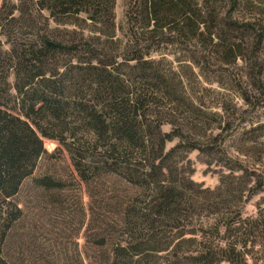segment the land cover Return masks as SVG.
I'll return each instance as SVG.
<instances>
[{
    "label": "trees",
    "instance_id": "1",
    "mask_svg": "<svg viewBox=\"0 0 264 264\" xmlns=\"http://www.w3.org/2000/svg\"><path fill=\"white\" fill-rule=\"evenodd\" d=\"M31 1L37 13L47 11L59 21H90L98 33L67 30L57 38L45 33L11 51L0 41V264H17L5 254L9 232L23 215L15 197L49 154L46 139L67 153L82 182L118 174L141 189L122 210L123 238L113 244L109 264H175L174 259L160 263V253L197 241L181 230L194 208L196 184L183 176L178 158L213 148L189 131L191 110L177 76L147 56L152 46L205 39L211 52L235 62L246 56L248 47L246 39L223 36V2L230 3L226 19L245 28L254 47L261 49L264 0H137L127 13V42L115 34V0ZM239 7L251 8L249 20L234 18ZM15 9L13 0H0V21L4 15L14 21ZM116 50L126 53L124 62ZM255 64H260L258 58ZM165 125L171 131H164ZM176 139L179 143L168 149ZM214 139L235 169L248 176V169L228 157L222 133ZM257 182L259 189L262 175ZM34 183L45 190L65 186L48 175ZM237 198L232 187L223 194L225 243L198 241L200 249L185 255L187 261L250 264L248 256L260 242L264 264V210L243 218L241 209H231ZM175 231L181 233L173 238ZM216 232L220 237L218 227Z\"/></svg>",
    "mask_w": 264,
    "mask_h": 264
},
{
    "label": "rangeland",
    "instance_id": "2",
    "mask_svg": "<svg viewBox=\"0 0 264 264\" xmlns=\"http://www.w3.org/2000/svg\"><path fill=\"white\" fill-rule=\"evenodd\" d=\"M115 1V34L127 42V13L137 0ZM13 3L16 5L11 16L14 21L9 23L10 19L5 15L0 21V41L5 51L27 44L45 33L56 38L63 37L67 30L98 33L90 21L85 23L77 18L59 21L47 11L37 13L31 0H13ZM229 8L230 3L223 2V36L238 41L246 39L248 51L245 57L235 62L222 59L208 49L205 39L204 42L177 39L175 43L152 46L151 55L147 56L161 61L165 71L177 76L191 110L190 119L186 121L188 129L194 138L213 148L209 152L192 150L178 158L183 176L196 184L194 208L181 230L186 238L197 241L181 244L176 248L178 251L160 253V263L174 259L175 264H194L187 261L185 255L200 249L198 241L225 243L223 214L227 207L223 204V194L229 187L235 189L238 196L231 209H241L243 218L255 217L264 210V47L255 48L249 32L226 19ZM250 12L251 8L239 7L233 15L235 19L249 20ZM81 17L85 20L88 16ZM116 53L121 55L119 61L124 62L126 53L118 50ZM257 58L260 64L256 65ZM10 81L15 82L13 72ZM245 97L250 102H246ZM222 122L223 128H220ZM171 128L165 125L163 130L169 132ZM218 133L223 135V148L228 157L248 169V176L241 169L236 170L238 166L229 162L226 154L219 150L214 139ZM178 143L176 139L167 147L170 149ZM45 144L49 154L40 159L35 173L25 180L15 197L23 215L9 232L6 256L17 264H109L113 244L123 238L122 210L133 197L141 194V189L118 174H103L91 182H82L67 153L58 152V143L46 139ZM46 175L65 183L64 188L45 190L37 187L34 179ZM259 175L263 177V184L256 189ZM176 233L181 232L175 231L173 238L178 236H174ZM102 240L105 244H101ZM260 244L258 242L252 248L248 256L250 264H263Z\"/></svg>",
    "mask_w": 264,
    "mask_h": 264
}]
</instances>
